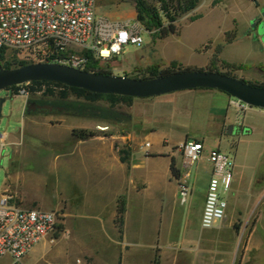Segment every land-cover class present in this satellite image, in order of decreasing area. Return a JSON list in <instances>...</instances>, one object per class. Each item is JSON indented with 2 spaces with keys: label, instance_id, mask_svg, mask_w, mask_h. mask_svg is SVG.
<instances>
[{
  "label": "rangeland",
  "instance_id": "1",
  "mask_svg": "<svg viewBox=\"0 0 264 264\" xmlns=\"http://www.w3.org/2000/svg\"><path fill=\"white\" fill-rule=\"evenodd\" d=\"M95 5L96 12L110 20L136 19L134 0H95ZM148 5L156 7L157 3L148 0ZM234 18V14L229 11H223L220 6H212L210 0H203L197 9L182 16L176 22L175 35L158 40L157 30L147 31L143 26L146 35L143 36L144 46L141 49L128 47L123 57L109 62H98L97 68L113 76L125 75L140 79L162 70H174V62L185 66L203 67L210 62L216 48L224 46V34L232 29L233 20L239 28H243L244 23ZM227 39L229 37H226ZM207 46L210 47L205 49ZM221 57L232 67L243 64L253 67L245 76L246 83L250 81L249 75L257 77L264 73L263 70L256 69L258 63L264 62V54L243 50L240 45L224 48ZM19 63L20 60L7 55L0 65L15 67ZM213 70L237 78L233 69L221 63H214ZM29 87V85H20L11 89L10 96L2 107L0 155L5 154V156L0 165V191L12 195L21 208L55 211L58 213V227L52 237L54 242L45 240L43 244L40 243L30 257H26L25 263L65 264L79 258L86 264H103L98 255L111 258L115 255L112 246H97L92 239L81 235L82 229L79 227L68 228L64 235L65 217L63 207L60 205L59 174L54 171V165L59 160L56 157L67 151L76 141L72 137V131L91 132L100 136L122 135L129 132L128 121L133 100L129 105L127 102L118 101L112 108L106 101L86 103L70 95L66 100L48 99L42 95L45 88L39 93L31 94ZM21 91H24L23 95L20 94ZM53 91L59 93L58 91L64 90L54 88ZM182 94L191 96L185 103L191 115L190 120L184 122L182 127L185 135L189 137L188 140L196 139L195 141L201 142L202 140L197 139L204 138L208 149H218L219 145L215 137L210 134L212 127L207 113L210 105L213 108L217 104L212 103L207 93ZM0 97L4 98L5 92H1ZM32 100L51 102L67 108L70 112L27 116L25 102ZM83 107L85 109L81 110ZM198 108L203 109L198 110ZM250 110L245 117L244 113L238 116L239 123L244 118V124L252 128V134L244 133L247 134L248 139H243L242 132L238 131L228 141V152L224 145H220L219 148L233 158L234 173L239 177L237 192L232 197L225 196L229 212L234 210L240 212V217L234 225L236 235L212 236L211 239L215 242L218 240V244L208 242L206 249H210L211 253L207 255L209 258L204 264H264V147L262 146L264 119L261 116L262 110ZM92 114L96 116H91ZM102 115H106V119L102 118ZM135 116L138 117V110ZM104 128L106 129L102 130ZM223 135H227V132L223 131ZM8 162L9 170L11 171L13 166L15 171L19 172V176H4L3 169L8 168ZM206 171L203 167L199 171L200 180H204ZM12 179L15 180L13 185ZM199 182L197 181V188L202 190L203 186ZM193 230L195 234L200 235L198 229ZM6 263L5 260L0 261V264Z\"/></svg>",
  "mask_w": 264,
  "mask_h": 264
},
{
  "label": "crops",
  "instance_id": "2",
  "mask_svg": "<svg viewBox=\"0 0 264 264\" xmlns=\"http://www.w3.org/2000/svg\"><path fill=\"white\" fill-rule=\"evenodd\" d=\"M202 1H199L196 9ZM210 2L214 7L220 6L223 11L234 14V19L244 23L243 28H239L233 20L232 29L224 34V46L216 48L205 66H185L179 62H174V65L205 69L212 62L221 63L233 69L237 79L244 81L248 70L250 72L253 67L244 64L232 67L222 60L221 52L224 48L240 45L243 50L264 54V44L255 28L257 22L264 21V0ZM226 37L229 39L226 40ZM256 69L264 71V62L258 63ZM263 75H249L250 81L247 83L264 84ZM184 92L207 93L212 103L217 104L213 108L210 105L207 113L212 127L210 134L215 137L219 148L224 145L227 151L228 141L238 131L242 132L243 139H248L244 131L252 134V128L244 124V118L239 123L227 95L211 90L182 91L149 99H133L129 132L110 136L94 134L87 140H76L67 151L56 157L59 160L54 165V171L59 174L60 205L65 217L64 235L68 228L79 227L82 229L81 235L92 239L97 246H112L115 255L111 258L98 255L103 264H204L211 253L210 249H206L208 242L218 244V240L215 242L211 239L212 236L236 235L234 225L240 212L234 210L230 213L227 202L226 216L222 222L211 230L200 228L210 175L205 161L200 163L188 181L191 192L185 196H181L179 182L170 174L171 159L175 162V168L180 162L179 152L173 149L189 139L182 127L184 122L190 120L185 103L191 96L182 94ZM247 111H251L250 108ZM261 116L264 119V110ZM223 131L227 135L224 136ZM197 140L204 143V138ZM262 140L264 147V135ZM144 144H149V148H144ZM122 150L127 154L125 162L120 160L119 152ZM3 156L0 155V165ZM200 166L207 170L204 180L198 176L202 169ZM9 171L8 162V168L3 169L4 176H19L13 166L12 172ZM14 181L11 180L12 185ZM197 181L203 186L202 190L197 188ZM238 183L239 177L234 173L231 189L225 196L232 197L237 192ZM118 200L123 208L121 224L117 222ZM195 228L200 235L194 233ZM39 245L33 248L28 258Z\"/></svg>",
  "mask_w": 264,
  "mask_h": 264
},
{
  "label": "built area",
  "instance_id": "3",
  "mask_svg": "<svg viewBox=\"0 0 264 264\" xmlns=\"http://www.w3.org/2000/svg\"><path fill=\"white\" fill-rule=\"evenodd\" d=\"M144 35L142 24L134 18L110 20L99 15L95 0H0V51L28 64L52 63L85 71L88 56L97 62L117 60L128 47L141 49ZM11 88L3 91V99L9 98ZM230 104L237 116L249 109L235 99ZM143 147L149 148V144ZM177 151L181 196L191 192L188 181L194 169L202 161L209 166L200 228L211 230L225 218L233 158L218 149L206 150L203 142L195 140L182 142ZM57 227L55 211L24 209L12 195L0 194V261L26 264L33 248L45 240L54 242ZM65 264L86 263L76 259Z\"/></svg>",
  "mask_w": 264,
  "mask_h": 264
},
{
  "label": "water",
  "instance_id": "4",
  "mask_svg": "<svg viewBox=\"0 0 264 264\" xmlns=\"http://www.w3.org/2000/svg\"><path fill=\"white\" fill-rule=\"evenodd\" d=\"M264 17V12L262 14ZM264 44V21L257 26ZM31 82H48L97 95L149 99L191 90H211L227 95L250 109L264 110V86L246 83L218 72L191 70L147 79L95 74L52 63H36L0 69V92ZM5 99H0V117ZM27 107V104L25 105ZM50 110L48 106L38 107ZM28 110V108H27ZM245 133V131H244Z\"/></svg>",
  "mask_w": 264,
  "mask_h": 264
},
{
  "label": "trees",
  "instance_id": "5",
  "mask_svg": "<svg viewBox=\"0 0 264 264\" xmlns=\"http://www.w3.org/2000/svg\"><path fill=\"white\" fill-rule=\"evenodd\" d=\"M152 1V0H151ZM200 0H153V2L157 3L156 7H150L148 5V0H134V10L136 14V20L144 26V28L147 31L151 30H157L158 31V40H163L169 35H174L177 31L176 28V22L184 15L194 11L196 7L198 6ZM4 55L0 51V62L3 61ZM88 65L86 68V72H91L95 74H103V75H111L107 71L101 70L97 68L98 62L93 60L91 57L88 56ZM213 62L211 65L205 69H190V68H181L176 67L174 65V70H162L158 72L157 74L151 73L146 78H140V79H147V78H156L159 76H165L169 75L171 73L175 72H181V71H191V70H207L209 72H217L213 70ZM30 64H26L24 62H21L17 64L15 67H10L8 65H0V69L9 70L10 68H18L21 66H26ZM219 73V72H218ZM224 74V73H221ZM227 75V74H224ZM230 76V75H227ZM134 79H138L135 77ZM251 84V83H249ZM29 91L31 94L39 93L42 91L43 88H45V91H42V95L45 98L48 99H56V100H66L68 98V95L75 97L76 99H82L86 103H93L97 101H106L109 103V105L113 108L118 101H124L127 102L129 105L130 102L133 100L132 98L128 97H120V96H114V95H97L92 94L89 92H86L84 90L79 89H71L67 88L65 86L54 84V83H48V82H31L28 84ZM259 86H264V84H255ZM16 87H12L11 89H14ZM54 88H61L64 91L59 93H55L53 91ZM73 109V108H72ZM83 107L81 110H84ZM76 110V109H73ZM91 116H96L92 114ZM102 118L106 119V115H102ZM94 134L91 132H76L72 131V137L75 138L78 141H84L91 137H93ZM120 153V160L121 162H125V156L127 154L122 150ZM170 174L172 178L178 180L179 178V172L175 168V162L173 159H171L170 162ZM123 213V208L120 200H118V207H117V222L121 224V216Z\"/></svg>",
  "mask_w": 264,
  "mask_h": 264
},
{
  "label": "flooded vegetation",
  "instance_id": "6",
  "mask_svg": "<svg viewBox=\"0 0 264 264\" xmlns=\"http://www.w3.org/2000/svg\"><path fill=\"white\" fill-rule=\"evenodd\" d=\"M261 21L257 22L255 24V28L257 29L258 24ZM1 94V92H0ZM3 97H0V99H2ZM27 104V107L25 106V113L27 114V116H34L37 114H44V113H66V112H70L67 108L63 107V106H58L55 105L51 102H38V101H26L25 105ZM44 106H48L50 108V110H45V109H39L38 107H44ZM28 108V110H27ZM242 134V133H241Z\"/></svg>",
  "mask_w": 264,
  "mask_h": 264
},
{
  "label": "bare ground",
  "instance_id": "7",
  "mask_svg": "<svg viewBox=\"0 0 264 264\" xmlns=\"http://www.w3.org/2000/svg\"><path fill=\"white\" fill-rule=\"evenodd\" d=\"M249 153V152H248ZM242 155H244V154H242Z\"/></svg>",
  "mask_w": 264,
  "mask_h": 264
}]
</instances>
